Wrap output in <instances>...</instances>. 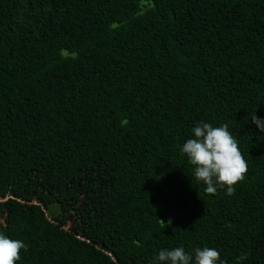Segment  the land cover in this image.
Segmentation results:
<instances>
[{"label": "trees", "instance_id": "1", "mask_svg": "<svg viewBox=\"0 0 264 264\" xmlns=\"http://www.w3.org/2000/svg\"><path fill=\"white\" fill-rule=\"evenodd\" d=\"M264 0H0V231L17 264H264ZM248 164L192 180L194 122ZM243 258V259H241Z\"/></svg>", "mask_w": 264, "mask_h": 264}, {"label": "clouds", "instance_id": "2", "mask_svg": "<svg viewBox=\"0 0 264 264\" xmlns=\"http://www.w3.org/2000/svg\"><path fill=\"white\" fill-rule=\"evenodd\" d=\"M250 119L260 131H264V121L257 119L255 113ZM190 133L192 138L185 140L180 152L192 166V180L202 183L208 194H215L219 188H224L226 194L231 195L234 185L247 173L248 164L228 125L194 122ZM26 248L24 241L12 239L0 231V264H17L21 259V250ZM193 253L186 252L182 246L162 248L153 256L151 264H227L215 248L197 247Z\"/></svg>", "mask_w": 264, "mask_h": 264}]
</instances>
